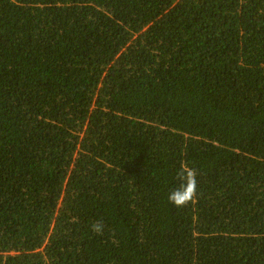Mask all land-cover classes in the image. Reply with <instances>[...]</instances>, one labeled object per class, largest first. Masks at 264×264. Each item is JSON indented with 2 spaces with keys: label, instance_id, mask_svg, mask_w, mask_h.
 I'll return each mask as SVG.
<instances>
[{
  "label": "trees",
  "instance_id": "16d2710c",
  "mask_svg": "<svg viewBox=\"0 0 264 264\" xmlns=\"http://www.w3.org/2000/svg\"><path fill=\"white\" fill-rule=\"evenodd\" d=\"M0 264H264V0H0Z\"/></svg>",
  "mask_w": 264,
  "mask_h": 264
},
{
  "label": "clouds",
  "instance_id": "9594fccd",
  "mask_svg": "<svg viewBox=\"0 0 264 264\" xmlns=\"http://www.w3.org/2000/svg\"><path fill=\"white\" fill-rule=\"evenodd\" d=\"M197 171L189 168L185 163L181 164L177 172V178L180 181L178 188L171 191L168 195V201L177 208H183L192 203L197 197ZM104 225L96 222L92 225V230L97 234H102Z\"/></svg>",
  "mask_w": 264,
  "mask_h": 264
}]
</instances>
